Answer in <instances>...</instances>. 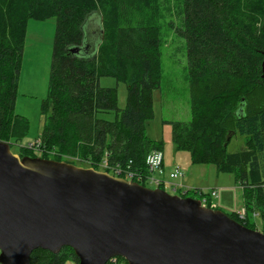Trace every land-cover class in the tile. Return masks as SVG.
Listing matches in <instances>:
<instances>
[{
    "label": "trees",
    "instance_id": "obj_1",
    "mask_svg": "<svg viewBox=\"0 0 264 264\" xmlns=\"http://www.w3.org/2000/svg\"><path fill=\"white\" fill-rule=\"evenodd\" d=\"M182 2L183 29L176 32L186 45L191 116L187 123H171V140L192 163L234 174L245 215L229 217L256 230L250 218L264 221V0ZM159 16L158 0H0V141L11 148L28 131L27 120L15 114L27 23L54 18L37 138L42 158L78 159L96 170L105 164L108 172L120 168L146 177L147 155L160 151L144 135L152 92L161 81ZM88 36L96 40L94 51L86 48ZM101 77L126 85L123 110L116 89L99 85ZM108 112L116 113L115 121L98 118ZM237 134L245 139L243 147L228 152ZM192 191L200 199L208 195ZM69 258L77 264L69 247L56 254L36 249L29 264H64Z\"/></svg>",
    "mask_w": 264,
    "mask_h": 264
},
{
    "label": "water",
    "instance_id": "obj_2",
    "mask_svg": "<svg viewBox=\"0 0 264 264\" xmlns=\"http://www.w3.org/2000/svg\"><path fill=\"white\" fill-rule=\"evenodd\" d=\"M87 37L86 48H96ZM78 52V48L72 50ZM264 78V59L261 64ZM69 247L77 264H264V233L200 200L107 171L13 154L0 141V264Z\"/></svg>",
    "mask_w": 264,
    "mask_h": 264
},
{
    "label": "rangeland",
    "instance_id": "obj_3",
    "mask_svg": "<svg viewBox=\"0 0 264 264\" xmlns=\"http://www.w3.org/2000/svg\"><path fill=\"white\" fill-rule=\"evenodd\" d=\"M160 7V87L152 92V117L145 122L144 135L160 145L164 157L163 170H157L153 175L163 180V190L170 195H181V191H174L171 185L180 184L184 192L197 190L208 193L217 191V197L211 198L216 210L228 216L239 214L244 210L242 189L235 181L231 172H218L214 165L194 164L187 151L176 150L171 140V123L190 121V90L187 79V58L184 38L176 32L183 29V2L182 0H158ZM55 33V20L49 18L43 21L29 20L27 23L24 49L18 78L15 98V114L26 119L28 131L18 142L11 145V152L20 157H40L39 148L31 149L40 134L42 116L40 107L47 97L52 46ZM99 85L103 88H115L117 91V107L123 110L126 106L127 89L123 82H117L113 77H101ZM98 118L106 121H115L116 113H99ZM244 138L236 135L227 147L228 152H234L243 147ZM67 163L81 167L92 168L87 162L78 159L59 158ZM52 160V159H50ZM179 167L183 177L172 180L169 174ZM97 170L107 171L104 165ZM108 172V171H107ZM111 174L112 172H108ZM126 177L121 172L117 177ZM126 179H128L126 177ZM145 187L156 189L157 186L145 181ZM186 197L200 200L197 193L189 192ZM249 223L264 233V221L255 216ZM64 264H76L69 258Z\"/></svg>",
    "mask_w": 264,
    "mask_h": 264
},
{
    "label": "built area",
    "instance_id": "obj_4",
    "mask_svg": "<svg viewBox=\"0 0 264 264\" xmlns=\"http://www.w3.org/2000/svg\"><path fill=\"white\" fill-rule=\"evenodd\" d=\"M40 142L37 140L33 145H30L29 148L31 149H36L39 148ZM146 163V169L148 172V175L146 177H143L140 174H136L134 172H129V171H122V169L120 168H116L115 170H110V172H114V174L116 176H118L121 172H123L126 177L128 178V181L131 182H136L140 185H142V182L145 183V181H147L148 183H152L154 185L157 186V188H159L160 186H164L165 182L163 180L157 179L154 177V173L162 168V164H163V154L161 153V151H152L151 153H149L146 157L145 160ZM104 167L107 169L106 165L103 164ZM183 171L181 170V168L176 167L170 174H169V178L172 180H175L177 178H181L183 177ZM173 187L174 191H181V195H179V197H184V195L186 194V192L183 191L182 186L180 184L177 185H171ZM217 197V191L216 190H211L210 192H208L207 197H204L203 199H200L201 205L210 209H216L215 204L211 203V198H216ZM208 201L210 202V204L208 205ZM241 218L244 217L245 215V211L242 210L241 213L238 214ZM106 264H126V261L123 258L120 257H114L111 258Z\"/></svg>",
    "mask_w": 264,
    "mask_h": 264
},
{
    "label": "crops",
    "instance_id": "obj_5",
    "mask_svg": "<svg viewBox=\"0 0 264 264\" xmlns=\"http://www.w3.org/2000/svg\"><path fill=\"white\" fill-rule=\"evenodd\" d=\"M163 165H164V157H163V164H162V168H161V172H162V173H164Z\"/></svg>",
    "mask_w": 264,
    "mask_h": 264
}]
</instances>
